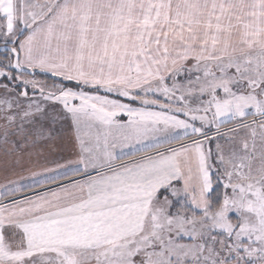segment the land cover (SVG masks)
Segmentation results:
<instances>
[{
  "label": "snow or ice",
  "instance_id": "obj_1",
  "mask_svg": "<svg viewBox=\"0 0 264 264\" xmlns=\"http://www.w3.org/2000/svg\"><path fill=\"white\" fill-rule=\"evenodd\" d=\"M0 264H264V0H0Z\"/></svg>",
  "mask_w": 264,
  "mask_h": 264
}]
</instances>
